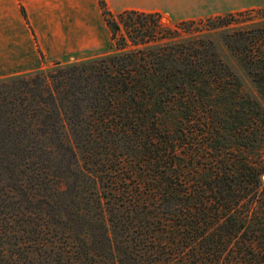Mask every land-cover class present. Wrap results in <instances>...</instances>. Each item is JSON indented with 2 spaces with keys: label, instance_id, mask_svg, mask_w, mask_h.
<instances>
[{
  "label": "trees",
  "instance_id": "obj_1",
  "mask_svg": "<svg viewBox=\"0 0 264 264\" xmlns=\"http://www.w3.org/2000/svg\"><path fill=\"white\" fill-rule=\"evenodd\" d=\"M99 4L113 51L0 78V264H264V163L223 145L201 168L185 150L191 123L214 148L259 141L238 89L242 73L264 85V26L216 16L181 36Z\"/></svg>",
  "mask_w": 264,
  "mask_h": 264
},
{
  "label": "rangeland",
  "instance_id": "obj_2",
  "mask_svg": "<svg viewBox=\"0 0 264 264\" xmlns=\"http://www.w3.org/2000/svg\"><path fill=\"white\" fill-rule=\"evenodd\" d=\"M90 1V0H89ZM114 4L116 3H124L127 2L128 4H140L142 3L148 8H153L152 12H158L160 14V21L162 23V27L165 29L166 33L171 32L172 28H175L177 26L178 33L181 36H187L188 32L191 30V32H194L198 34V32L202 28L207 27L210 22H208V18H213L216 16H225L227 19L233 20V22H239V24H234L231 26L236 27H251L252 25L256 24L258 26H264V0H111ZM21 2V1H20ZM106 8L111 12L112 17L120 22L119 20V13L118 11H112L114 10V6L109 0H104ZM96 3L98 4L97 11H95V16H104L103 13L101 15V12H99L100 4L99 0H96ZM110 5L113 6V8L110 9ZM143 5V6H144ZM125 11V10H124ZM24 13V11H23ZM94 18V16H92ZM104 18V17H103ZM105 21V20H104ZM150 25V26H149ZM103 36L102 40H100V43H97L93 47H80L79 49L75 47H69L70 51L68 52H61L53 53L56 54V57H59V60L62 62H71L75 60H83L91 57H96L99 55H103L105 53L111 52L115 49L114 43H120V37L122 36V33L124 32V27L121 26V30L118 32L117 40L120 41H113L111 37V30H109L108 27L105 26L103 22ZM148 26L152 27V22H148ZM222 29H218L216 32L217 34L214 36L216 39H218L219 43H221V37L223 33H221ZM123 31V32H122ZM221 55L224 57V59L238 64V60L231 55V52L221 45ZM11 61H5L0 60V78L7 77L14 74H20V73H26L33 70H26L24 68H17V67H11V65H15L16 62L15 59L12 57L9 58ZM54 61V62H53ZM55 59L51 58L46 54H41L39 62L38 60L36 62L32 61V65H41L40 68L43 70H48L52 68L53 64L55 63ZM35 70V69H34ZM241 83L238 91V95H241L244 98H250L254 99L258 104V114L264 118V85L261 87L257 86V83L252 81L247 75L242 73L241 75ZM223 98H218V100L215 102L217 104L218 102L223 101ZM226 102V101H225ZM176 109H170L167 112H165L164 115H161V123L165 121V119L168 118V122L170 123L173 120V117L175 116ZM244 115L243 117L249 116V110H243ZM235 111L233 112V114ZM232 120V118H231ZM196 126L191 123V132L189 130V141L191 142L190 145H185V150L188 152L193 151L191 159L194 163H197L199 166H208L212 162H218L223 160L224 158L222 155L218 156L216 155L218 151H221L224 149L223 145L232 146L235 148V150H229L227 152L228 159L233 158V160L236 161H243V160H249L253 162H261L264 163V123L259 124L255 128H247V138L249 140H253L255 138L259 139L256 145L254 146H248L244 149H238L237 144L235 142V137L233 138V133L227 132L223 137H220L218 140V145H220L218 148L213 147V142L209 143L207 140L211 135L203 133V127L198 126L196 130ZM257 130L256 133L253 132V130ZM194 130V131H193ZM257 140V139H256ZM197 143H194V142ZM194 144V145H193ZM227 151V150H226ZM226 158V159H227ZM224 159L223 161H227ZM24 165H21L22 168ZM5 177H6V184H12L15 180L12 178L13 172H10L9 169L5 168ZM193 174V173H191ZM12 176V177H11ZM262 180L264 181V174L262 176ZM261 210L264 213V204H261L259 202L256 204V210L255 212L257 215L261 214Z\"/></svg>",
  "mask_w": 264,
  "mask_h": 264
},
{
  "label": "crops",
  "instance_id": "obj_3",
  "mask_svg": "<svg viewBox=\"0 0 264 264\" xmlns=\"http://www.w3.org/2000/svg\"><path fill=\"white\" fill-rule=\"evenodd\" d=\"M109 1L114 6L112 10L109 4L112 11L153 9L142 1ZM96 7V0H0V60L9 62L13 56L16 64L11 67L36 70L41 65L31 62H39L41 54L60 61L53 53L68 52L71 46H95L102 40L103 22L108 27L104 16H95ZM99 12L102 15V9Z\"/></svg>",
  "mask_w": 264,
  "mask_h": 264
}]
</instances>
